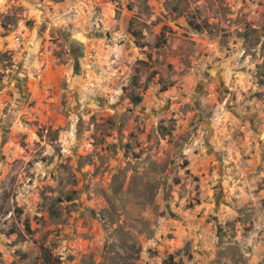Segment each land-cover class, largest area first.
<instances>
[{"label": "rangeland", "instance_id": "obj_1", "mask_svg": "<svg viewBox=\"0 0 264 264\" xmlns=\"http://www.w3.org/2000/svg\"><path fill=\"white\" fill-rule=\"evenodd\" d=\"M170 258L264 264V0H0V264Z\"/></svg>", "mask_w": 264, "mask_h": 264}, {"label": "trees", "instance_id": "obj_2", "mask_svg": "<svg viewBox=\"0 0 264 264\" xmlns=\"http://www.w3.org/2000/svg\"><path fill=\"white\" fill-rule=\"evenodd\" d=\"M197 30H201L200 29V27H198V26H196L195 27ZM141 102V99H135V101H134V103H136V104H138V103H140ZM171 261H172V258H170V259H168L164 264H173V263H171Z\"/></svg>", "mask_w": 264, "mask_h": 264}]
</instances>
